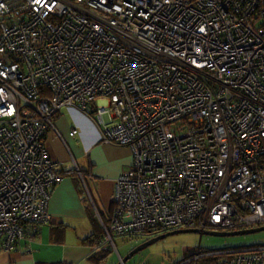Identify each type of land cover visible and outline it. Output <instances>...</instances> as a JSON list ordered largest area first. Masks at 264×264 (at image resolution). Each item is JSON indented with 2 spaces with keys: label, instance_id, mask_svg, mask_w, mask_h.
I'll list each match as a JSON object with an SVG mask.
<instances>
[{
  "label": "built area",
  "instance_id": "1",
  "mask_svg": "<svg viewBox=\"0 0 264 264\" xmlns=\"http://www.w3.org/2000/svg\"><path fill=\"white\" fill-rule=\"evenodd\" d=\"M262 1L0 0L3 247L52 221L62 172L45 137L64 108L91 115L98 99L101 139L133 165L93 251H118L114 236L264 226ZM207 257L264 264V244L181 264Z\"/></svg>",
  "mask_w": 264,
  "mask_h": 264
},
{
  "label": "crops",
  "instance_id": "2",
  "mask_svg": "<svg viewBox=\"0 0 264 264\" xmlns=\"http://www.w3.org/2000/svg\"><path fill=\"white\" fill-rule=\"evenodd\" d=\"M99 105L108 102L98 99L92 116L76 108H64L56 116L45 137L62 172L51 192L52 221L28 232L13 250H6L0 241V264H94L93 237L100 235L101 220L110 223L116 182L133 165L129 147L101 139ZM73 128L79 130L75 137L70 136ZM77 170L85 174V184L72 174Z\"/></svg>",
  "mask_w": 264,
  "mask_h": 264
},
{
  "label": "rangeland",
  "instance_id": "3",
  "mask_svg": "<svg viewBox=\"0 0 264 264\" xmlns=\"http://www.w3.org/2000/svg\"><path fill=\"white\" fill-rule=\"evenodd\" d=\"M229 232V231H228ZM155 234L114 236L113 244L105 246L109 257L102 264H118L136 247L156 237ZM160 235V234H159ZM264 244V231L242 236L217 237L201 234H179L159 241L132 257L126 264H181L198 253V247L206 251L238 249Z\"/></svg>",
  "mask_w": 264,
  "mask_h": 264
},
{
  "label": "water",
  "instance_id": "4",
  "mask_svg": "<svg viewBox=\"0 0 264 264\" xmlns=\"http://www.w3.org/2000/svg\"><path fill=\"white\" fill-rule=\"evenodd\" d=\"M264 231V226L246 229V230H238V231H202L200 229H178L173 230L156 237L149 239L148 241L144 242L143 244L136 247L132 252H130L125 258L121 259L118 264H126L132 257H134L139 252L143 251L144 249L150 247L151 245L165 240L168 237L179 235V234H201V235H208V236H217V237H229V236H242V235H249L254 233H259Z\"/></svg>",
  "mask_w": 264,
  "mask_h": 264
},
{
  "label": "trees",
  "instance_id": "5",
  "mask_svg": "<svg viewBox=\"0 0 264 264\" xmlns=\"http://www.w3.org/2000/svg\"><path fill=\"white\" fill-rule=\"evenodd\" d=\"M262 7L264 8V0L262 1L261 8ZM168 232H170V231H168ZM161 233L164 234V233H167V232H161ZM99 237H100V235H95L93 237V238H95V240H93V242L97 241V239ZM90 243H92V238L90 239ZM227 250H229V249H227ZM204 251H206V250H204ZM216 251H221V250H216ZM108 257H109L108 250H106L105 247H102L101 249H97V250H95V252H93L92 256L90 257V260L94 264H102V262L105 263L107 261ZM221 259H222L221 257H218V258H216V257H207V258L201 259L197 264H216V263L220 262Z\"/></svg>",
  "mask_w": 264,
  "mask_h": 264
},
{
  "label": "flooded vegetation",
  "instance_id": "6",
  "mask_svg": "<svg viewBox=\"0 0 264 264\" xmlns=\"http://www.w3.org/2000/svg\"><path fill=\"white\" fill-rule=\"evenodd\" d=\"M30 230V229H29ZM160 235L163 234V233H160L158 232ZM149 234H155V233H149ZM159 234H157L156 236H158ZM17 245V244H16ZM107 246V245H106ZM201 248V247H198V249Z\"/></svg>",
  "mask_w": 264,
  "mask_h": 264
},
{
  "label": "clouds",
  "instance_id": "7",
  "mask_svg": "<svg viewBox=\"0 0 264 264\" xmlns=\"http://www.w3.org/2000/svg\"><path fill=\"white\" fill-rule=\"evenodd\" d=\"M94 112V111H93ZM93 115V113L91 114V116ZM101 230V229H100Z\"/></svg>",
  "mask_w": 264,
  "mask_h": 264
}]
</instances>
